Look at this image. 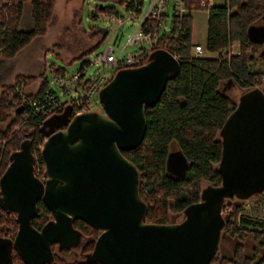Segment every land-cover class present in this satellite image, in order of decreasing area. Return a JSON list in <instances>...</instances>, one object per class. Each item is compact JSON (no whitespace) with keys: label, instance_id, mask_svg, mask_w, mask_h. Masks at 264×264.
I'll return each instance as SVG.
<instances>
[{"label":"water","instance_id":"obj_1","mask_svg":"<svg viewBox=\"0 0 264 264\" xmlns=\"http://www.w3.org/2000/svg\"><path fill=\"white\" fill-rule=\"evenodd\" d=\"M252 31L255 39H264V24ZM177 70L170 52L154 48L145 62L112 72L97 91L99 109L50 118L39 147L44 178L33 172L27 142L10 152L0 174V207L14 213L16 231L12 239L0 236V262L9 261L11 247L27 264L51 260L52 243L63 248L77 243L72 220L78 218L98 230L86 258L101 264L208 263L223 224L222 198L264 187V95L255 88L242 92L219 128L220 182L201 189L181 219L145 221L138 171L121 151L140 143L145 108ZM174 155L185 162L179 151L169 153V168ZM37 200L50 214L40 228L31 224Z\"/></svg>","mask_w":264,"mask_h":264},{"label":"trees","instance_id":"obj_2","mask_svg":"<svg viewBox=\"0 0 264 264\" xmlns=\"http://www.w3.org/2000/svg\"><path fill=\"white\" fill-rule=\"evenodd\" d=\"M25 1H28L30 19V24L26 27L20 23ZM53 1L0 2V58L11 56L34 35L43 32ZM98 1L93 6L96 11L116 12L112 4H104L105 0ZM123 1L115 0V3L121 4ZM198 2L199 0H182L185 12L180 16H171V19L180 23L174 36L163 31L153 34V49L159 48L160 42L165 41L166 50L177 54L178 70L167 78L157 101L145 108V129L140 143L121 151L138 171L139 195L147 206L145 221L172 222L181 219L186 207L200 199L202 180L206 181L207 186L220 182L217 167L221 140L218 130L235 103L223 91L222 82L232 81L242 92L255 88L264 95V70L250 69V62L254 59L264 62V39H255L251 35L252 29L262 24L260 21L263 20L264 0H223L205 8L207 17L203 46L207 51H214L213 56L194 55L189 51L190 11L203 9ZM77 20L80 24L79 16ZM80 27L91 42L73 56L79 59L76 68L87 63L86 55L108 34V30L103 29L102 32L96 24H90L87 28ZM233 40L237 41L238 49L236 52H229L228 48ZM52 64L54 70L64 71L61 65ZM30 78L22 75L21 81L26 82ZM47 82L42 77L33 96L41 98L43 88H49L56 97L59 96ZM13 84L7 81L0 83V174L10 152L27 142L35 158L33 172L39 177L43 175L39 147L50 129L46 122L62 113L70 115L71 110L69 106L59 105L48 116L33 112L25 117L20 116L26 106L23 104L22 108L17 104L12 105L7 98ZM5 98L8 101L6 104L3 102ZM81 104L85 102L81 100ZM175 151H179L185 159L182 172H175L166 166L167 155ZM234 197L236 198L234 195L224 196L219 204L223 220L219 235L224 234L230 238L231 250L229 254L214 252L207 264H248L253 256L252 253L246 254L243 247L248 244L252 250L256 241L264 245V218H250L239 213L240 202L239 199L234 200ZM49 219L48 210L37 200L36 214L32 217L31 224L40 228ZM72 225L79 232L82 259L65 261L53 251L55 243H52V259L42 264H101L86 258L98 230L78 218H73ZM11 226H16L14 213L0 207V236L12 239L13 236H7ZM244 235L246 237L243 239ZM67 249L68 247H64V252ZM19 259L15 252L11 264H27ZM251 264H264V254Z\"/></svg>","mask_w":264,"mask_h":264},{"label":"rangeland","instance_id":"obj_3","mask_svg":"<svg viewBox=\"0 0 264 264\" xmlns=\"http://www.w3.org/2000/svg\"><path fill=\"white\" fill-rule=\"evenodd\" d=\"M1 1L2 0H0V2ZM166 1V15H164L165 24L162 28L163 31H166L170 24L172 12V0ZM222 1L223 0H211L212 3H220ZM98 3V0H54L50 15L45 22L43 32L34 35L28 43L20 47L11 56H1L0 81L13 82V85L19 86L18 82L22 80V75L30 76L31 78L28 79V81L21 82L20 90L22 94L26 95V93H29L30 95L27 94L26 96L31 97L35 95L34 93L40 84L41 78L44 77L48 81V86L54 89L59 95L56 97V100H58L56 106H64L69 100V93H62L52 82V76L62 72L54 70L52 62L61 65L66 73L76 69L79 59L73 58V56L91 42L82 31L80 25L83 28H87L90 24H96L97 26H102L104 30H108L106 38L92 52H89L86 55V58H91L95 52L101 51L106 44L114 48V53L117 57H122L135 48V45H126L124 47H122V45L124 44L127 35L135 26L137 18H124L119 24V22L111 16L126 14L123 2L118 4L115 3V0H105L104 4H112L117 13L113 11H96L93 6ZM148 3L149 0H142L140 10L137 13L138 17H140L145 11ZM78 16L80 17V24L77 20ZM206 17L207 14L205 9H192L191 11V39L201 45V49L196 55H215V52H208L203 46ZM28 19V1H25L22 8L21 25L25 27L29 25L30 19L29 22ZM260 23L264 24V21L262 20ZM262 47L264 49V45ZM237 49V41L233 40L230 43L228 50L229 52H235ZM189 51L191 54L194 53L191 46ZM97 65L98 64H90L86 69L85 75H88L90 71L97 67ZM250 69L264 70V62L256 58L250 62ZM108 70H110L109 74H112L113 70L111 69V66L103 67L100 72ZM221 87L233 102L237 101L238 96L242 92L232 81L222 82ZM89 105V109L100 108L97 97L92 96L89 99ZM10 108L12 107L10 106ZM49 113L46 114V116H48ZM13 126H15V124ZM39 177L44 178V175ZM200 186H202V189H205L207 187L206 181L202 180ZM235 199H239L238 202H240L238 209L239 213L250 218H264V187L257 192L255 191L242 197H234V200ZM220 211L222 215V210ZM174 217L176 218V216ZM6 231H8V229ZM245 237L246 235H244L243 239ZM230 241V238L226 235H219L215 252L217 254L227 252L226 246H229L230 244L231 247ZM254 245L257 246L258 254H264V245L261 246L257 241ZM78 247L79 246L73 245L68 251L64 252L63 247H57L55 245L53 251L65 261L79 260L82 259V255L79 254ZM249 250L248 244H246L243 247V251L249 253Z\"/></svg>","mask_w":264,"mask_h":264},{"label":"built area","instance_id":"obj_4","mask_svg":"<svg viewBox=\"0 0 264 264\" xmlns=\"http://www.w3.org/2000/svg\"><path fill=\"white\" fill-rule=\"evenodd\" d=\"M142 0H124L123 7L125 9L124 15H114L111 16L116 19L119 24L126 19L137 18V22L133 27L132 31L125 38L124 44L135 45L132 51L126 53L122 57H117L115 55L114 48L108 44L101 51L95 52L91 58H88L87 63L82 64V66L76 68L75 70L66 73L65 71L59 72L52 76V82L59 88L62 93L68 94L69 100L64 104V106L70 107V112L76 113L89 109V99L97 97V91L99 87L104 83L105 78L110 74V70L105 72H100L103 67L111 66L114 71L116 68L123 66H133L138 65L148 58L150 51L153 49L154 36L159 31H163L165 20L164 15H166V0H149L148 6L140 17H138V12L141 7ZM211 0H199L198 5L200 8H208L211 5ZM185 12V8L182 4V0H172V12L171 16H180ZM117 13V12H116ZM180 28V23L178 20L170 19V24L165 32L167 35L174 36L176 31ZM159 48L166 49L167 43L165 41L160 42ZM193 54L196 55L201 49L200 44L194 43L192 46ZM122 49V48H121ZM175 58L177 54L170 52ZM90 64H98L97 67L90 71L88 75H85L86 69ZM19 86L13 85L7 98L12 105H19L24 107L20 113V116H27L29 112L41 113L44 116L54 111L56 106V96L49 90V88H43L41 92V98L36 96L28 97L22 94ZM17 84V83H16ZM15 94V97L12 95ZM81 100L85 104H81ZM4 104L8 103L7 99L3 101ZM49 113V114H50ZM32 153V152H31ZM33 155V154H32ZM34 158V156H33ZM35 158L33 160V168ZM44 175V174H43ZM16 231V226H11L7 236H14ZM3 237H6L5 235ZM8 238V237H6ZM10 239V238H9ZM15 250L11 247L9 250V261L6 264H11L12 257L15 254ZM21 262L22 260L19 259Z\"/></svg>","mask_w":264,"mask_h":264},{"label":"flooded vegetation","instance_id":"obj_5","mask_svg":"<svg viewBox=\"0 0 264 264\" xmlns=\"http://www.w3.org/2000/svg\"><path fill=\"white\" fill-rule=\"evenodd\" d=\"M235 104V103H234ZM234 106V105H233ZM180 157L179 156H170L169 157V159H168V164H169V166H171V168H173V169H176L177 171H180V172H182L183 171V169H184V166H183V164H184V162L182 163L181 161H180ZM176 172V171H175ZM55 245V244H54ZM75 246H79L80 247V241H79V239H78V241H77V243L75 244ZM79 247H78V252H79V254L80 255H82V257H83V254L81 253V251L79 250ZM70 249V247H68V249H67V251Z\"/></svg>","mask_w":264,"mask_h":264},{"label":"crops","instance_id":"obj_6","mask_svg":"<svg viewBox=\"0 0 264 264\" xmlns=\"http://www.w3.org/2000/svg\"><path fill=\"white\" fill-rule=\"evenodd\" d=\"M213 4V3H212ZM194 10V9H193ZM192 11V10H191ZM191 11H190V16H191ZM206 14H207V11H206ZM28 22H29V19H28ZM190 42H191V46L194 44V43H198V42H194V41H192V39H191V31H190ZM199 44V43H198ZM203 44H204V42H203ZM201 46V45H200ZM207 51V50H206ZM230 51H232V50H230ZM208 52H214V51H208ZM232 52H234V51H232ZM236 52V51H235ZM207 55V54H206ZM209 55V54H208ZM209 56H213V55H209ZM4 82H6V81H4ZM0 83H1V81H0ZM254 244H255V242H254ZM261 246H263L262 244H261ZM257 246L256 245H254V248H252V250H249V253L248 252H245L246 254H250V253H252V259H251V261L248 263V264H251V263H253L260 255H262V254H258V251H257V248H256ZM250 247L248 246V249H249ZM226 249H227V252H223V254H229V252H230V250H231V247H230V244H229V246H226Z\"/></svg>","mask_w":264,"mask_h":264}]
</instances>
